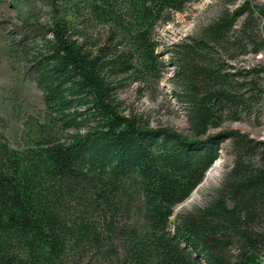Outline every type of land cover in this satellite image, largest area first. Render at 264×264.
I'll list each match as a JSON object with an SVG mask.
<instances>
[{
  "label": "trees",
  "instance_id": "trees-1",
  "mask_svg": "<svg viewBox=\"0 0 264 264\" xmlns=\"http://www.w3.org/2000/svg\"><path fill=\"white\" fill-rule=\"evenodd\" d=\"M199 1L49 0L65 11L21 50L42 110L25 118L21 146L0 134V264H264V139L221 129L260 116L264 69L237 65L264 49L256 8L220 0L159 53L155 29ZM162 55L184 135L122 111L130 85H158ZM224 142L233 161L219 187L175 214Z\"/></svg>",
  "mask_w": 264,
  "mask_h": 264
},
{
  "label": "rangeland",
  "instance_id": "rangeland-1",
  "mask_svg": "<svg viewBox=\"0 0 264 264\" xmlns=\"http://www.w3.org/2000/svg\"><path fill=\"white\" fill-rule=\"evenodd\" d=\"M239 3H242L241 0H237L236 5ZM236 5L230 8L234 9ZM253 5L256 8L254 17L258 41L264 43V0H254ZM57 9V6L50 5L49 0H0V134L13 147L22 145V124L25 118L42 110L41 93L33 81L31 67L23 61L21 50L41 44L54 17L65 11L63 6ZM220 9V0H201L187 5L180 13L171 14L168 23L155 29L158 52L162 53L165 47L193 35L199 27L214 19ZM96 31L102 34V29ZM160 59L166 66L158 85L154 89H142L140 93L136 85H130L119 94L123 101L122 111L124 114L139 115L149 128H170L183 135L187 134L184 110L171 96L175 88L171 80L173 67L168 63L166 55ZM256 64L264 69V49L256 56L248 54L242 57L237 65L252 67ZM260 78L264 90V72ZM259 102L258 121L225 122L221 129L238 130L250 138L264 139V91ZM220 148L219 160L223 165L217 176L209 185H204V178L190 198L176 207L175 214L202 206L219 187L233 161L229 144L224 142ZM196 193V198L191 201Z\"/></svg>",
  "mask_w": 264,
  "mask_h": 264
},
{
  "label": "bare ground",
  "instance_id": "bare-ground-1",
  "mask_svg": "<svg viewBox=\"0 0 264 264\" xmlns=\"http://www.w3.org/2000/svg\"><path fill=\"white\" fill-rule=\"evenodd\" d=\"M222 165H223L222 161L218 160L212 166V168L207 172V174L205 176L204 185H209V183L212 182L213 178L216 177L217 174L219 173V171L221 170ZM196 196H197V193L192 196L191 201L194 200L196 198Z\"/></svg>",
  "mask_w": 264,
  "mask_h": 264
},
{
  "label": "water",
  "instance_id": "water-1",
  "mask_svg": "<svg viewBox=\"0 0 264 264\" xmlns=\"http://www.w3.org/2000/svg\"><path fill=\"white\" fill-rule=\"evenodd\" d=\"M197 188H198V187H197ZM187 200H188V199H187ZM187 200H186V201H187ZM186 201H185V202H186ZM185 202H184V203H185ZM182 204H183V203H182ZM182 204H181V205H182ZM179 206H180V205H179Z\"/></svg>",
  "mask_w": 264,
  "mask_h": 264
}]
</instances>
